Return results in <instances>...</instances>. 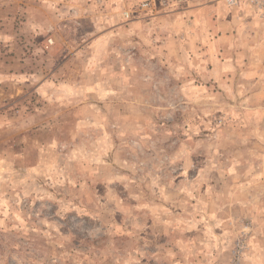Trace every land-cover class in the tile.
Returning <instances> with one entry per match:
<instances>
[{"label":"rangeland","instance_id":"374dc122","mask_svg":"<svg viewBox=\"0 0 264 264\" xmlns=\"http://www.w3.org/2000/svg\"><path fill=\"white\" fill-rule=\"evenodd\" d=\"M0 264H264V19L0 0Z\"/></svg>","mask_w":264,"mask_h":264},{"label":"built area","instance_id":"2783aa9c","mask_svg":"<svg viewBox=\"0 0 264 264\" xmlns=\"http://www.w3.org/2000/svg\"><path fill=\"white\" fill-rule=\"evenodd\" d=\"M192 1H205V2H224L225 4L233 7L241 6V5H249L259 18L264 19V0H160L161 6L169 8V6L181 5L185 3H190ZM142 8L147 9L150 8V2L144 1L141 4ZM129 16V12L127 13Z\"/></svg>","mask_w":264,"mask_h":264},{"label":"crops","instance_id":"0c3cea01","mask_svg":"<svg viewBox=\"0 0 264 264\" xmlns=\"http://www.w3.org/2000/svg\"><path fill=\"white\" fill-rule=\"evenodd\" d=\"M220 10H221V9H220ZM220 13H222L223 15H225L223 10H221V12H220Z\"/></svg>","mask_w":264,"mask_h":264}]
</instances>
